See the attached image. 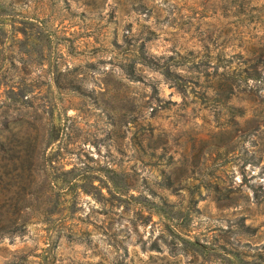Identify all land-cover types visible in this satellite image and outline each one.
Segmentation results:
<instances>
[{
    "label": "rangeland",
    "instance_id": "rangeland-1",
    "mask_svg": "<svg viewBox=\"0 0 264 264\" xmlns=\"http://www.w3.org/2000/svg\"><path fill=\"white\" fill-rule=\"evenodd\" d=\"M262 44L264 0H0V264H264Z\"/></svg>",
    "mask_w": 264,
    "mask_h": 264
},
{
    "label": "trees",
    "instance_id": "trees-1",
    "mask_svg": "<svg viewBox=\"0 0 264 264\" xmlns=\"http://www.w3.org/2000/svg\"><path fill=\"white\" fill-rule=\"evenodd\" d=\"M246 61V65L242 69V77L244 79L250 78L252 80L250 88L256 90L264 82V44L253 48L251 50V56L247 57ZM163 73L165 76L170 78L177 76V74L168 69V67L163 69ZM218 87V94L226 95L228 91H231V84L226 80L223 81L222 86L219 85ZM252 129L254 128L246 130V132H249ZM240 157L242 159V165H245L246 163L256 164L260 161V157L258 155L252 151L247 152L246 149H244ZM262 166L264 167V164ZM239 225H243L241 221L239 222Z\"/></svg>",
    "mask_w": 264,
    "mask_h": 264
}]
</instances>
